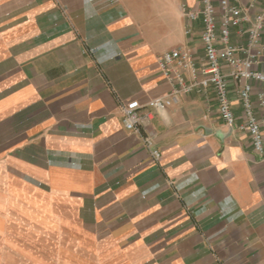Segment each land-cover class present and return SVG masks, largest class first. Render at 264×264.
I'll return each instance as SVG.
<instances>
[{
	"label": "crops",
	"instance_id": "1",
	"mask_svg": "<svg viewBox=\"0 0 264 264\" xmlns=\"http://www.w3.org/2000/svg\"><path fill=\"white\" fill-rule=\"evenodd\" d=\"M183 4L200 8L0 0V264H264V158L239 128V83L234 127L213 92L156 113L158 162L123 124L122 103L171 91L161 54L185 47L203 65L202 24Z\"/></svg>",
	"mask_w": 264,
	"mask_h": 264
},
{
	"label": "built area",
	"instance_id": "2",
	"mask_svg": "<svg viewBox=\"0 0 264 264\" xmlns=\"http://www.w3.org/2000/svg\"><path fill=\"white\" fill-rule=\"evenodd\" d=\"M182 7L188 19H199L202 24L205 61L199 68L185 47L161 54L158 65L170 83L171 91L146 104L137 100L122 103L125 129L139 133L143 147L158 162L161 152L153 146L154 135L149 131L156 113L166 111L178 102L180 96L194 91L213 92L220 117L227 126L234 127L237 118L230 97L229 80L232 79L240 84L237 92L245 117L239 128L250 135L254 151L264 158V87L256 95L260 116L255 113L252 97L253 85H264V69L261 68L264 62V44L261 41L264 9L251 14L250 9L255 8V3L244 7L242 0H200L197 10L186 4ZM88 52L96 55L98 48L88 47ZM193 181L194 178L172 184L178 194Z\"/></svg>",
	"mask_w": 264,
	"mask_h": 264
}]
</instances>
